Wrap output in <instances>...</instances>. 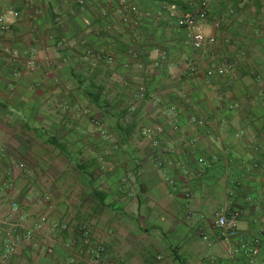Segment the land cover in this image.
<instances>
[{"label": "crops", "instance_id": "1", "mask_svg": "<svg viewBox=\"0 0 264 264\" xmlns=\"http://www.w3.org/2000/svg\"><path fill=\"white\" fill-rule=\"evenodd\" d=\"M201 1L0 0V264H71L80 224L116 264H264V0H207L196 50L165 5Z\"/></svg>", "mask_w": 264, "mask_h": 264}, {"label": "built area", "instance_id": "2", "mask_svg": "<svg viewBox=\"0 0 264 264\" xmlns=\"http://www.w3.org/2000/svg\"><path fill=\"white\" fill-rule=\"evenodd\" d=\"M168 16L174 20L175 24L188 30L193 48L196 50H204L210 45L217 43V36L206 32V20L209 16V5L207 0H202L197 3L192 10L183 11L176 2H169L165 5ZM132 11L137 13L135 6ZM7 16L18 17L19 12L14 9L7 10L0 15V26L5 28ZM228 42V39L225 40ZM231 63L227 58L219 60L217 65H212L207 70L208 76L214 74H226L231 71ZM152 132V130H151ZM215 222L217 226L223 228L226 234H235L238 228V213L228 210L226 207L220 208L215 212ZM47 217H41V222H45ZM3 231V224L0 221V232ZM79 238L74 239L71 246L73 257L70 260L71 264H116L115 261L106 256L105 247L92 242L91 236L88 233L87 226L80 224L78 227ZM10 244V243H9ZM12 249V245L7 246V251Z\"/></svg>", "mask_w": 264, "mask_h": 264}, {"label": "rangeland", "instance_id": "3", "mask_svg": "<svg viewBox=\"0 0 264 264\" xmlns=\"http://www.w3.org/2000/svg\"><path fill=\"white\" fill-rule=\"evenodd\" d=\"M41 144L43 145L44 142H42ZM45 144H48V142H47V143L45 142ZM43 148H44L43 146H40V147H39L40 150L43 149ZM55 148L57 149V152H62L61 148H59V147H57V146H55Z\"/></svg>", "mask_w": 264, "mask_h": 264}, {"label": "trees", "instance_id": "4", "mask_svg": "<svg viewBox=\"0 0 264 264\" xmlns=\"http://www.w3.org/2000/svg\"><path fill=\"white\" fill-rule=\"evenodd\" d=\"M56 144H58V143H56Z\"/></svg>", "mask_w": 264, "mask_h": 264}]
</instances>
